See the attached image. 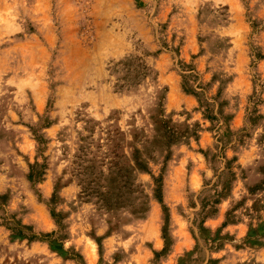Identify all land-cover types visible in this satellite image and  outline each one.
I'll return each instance as SVG.
<instances>
[{
	"label": "rangeland",
	"instance_id": "374dc122",
	"mask_svg": "<svg viewBox=\"0 0 264 264\" xmlns=\"http://www.w3.org/2000/svg\"><path fill=\"white\" fill-rule=\"evenodd\" d=\"M0 264H264V0H0Z\"/></svg>",
	"mask_w": 264,
	"mask_h": 264
}]
</instances>
